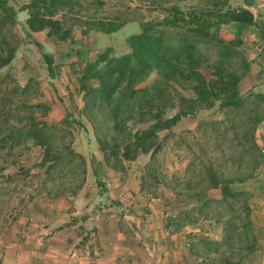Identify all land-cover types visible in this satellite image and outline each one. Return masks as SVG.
Listing matches in <instances>:
<instances>
[{
    "label": "rangeland",
    "instance_id": "1",
    "mask_svg": "<svg viewBox=\"0 0 264 264\" xmlns=\"http://www.w3.org/2000/svg\"><path fill=\"white\" fill-rule=\"evenodd\" d=\"M6 1L16 15L13 24L6 19L3 20L0 15V32L6 35L8 43L15 50V55L9 65L0 71V103L8 105L9 95L11 101L15 103L23 99L29 104L43 103L49 111L44 117L38 115L37 118L56 125L63 120L65 109H67L73 119L81 123V126H78L70 120L68 127L73 135L71 147L75 153L83 157L86 174L83 175L81 168H74L75 163L70 164L65 158L59 163V167L50 171L48 169L51 162L41 167L42 150L38 147L20 148L9 156L2 154L0 158V264L15 261L17 254L18 263L26 264L25 258L28 252L35 253L33 257L36 262L43 263L44 258L40 260V257L42 258L45 252L48 255L51 254L48 250L50 244L57 247L55 249L57 264H68V255L70 258V253L73 252L80 254L85 252V255L89 253V259L82 264H95V258L102 250V241L99 240L97 228L86 223L87 219L94 214V206L106 209L108 203L94 200L97 189L92 175L93 159L99 169L102 164L105 166L97 142L98 131H96L97 127L103 131L105 124L97 118V126L94 127V112L91 116L84 112L82 95L78 92L79 77L86 61L93 59L106 49L111 50V56H119L118 54L124 48L120 41L123 39L127 41L130 36L140 32L142 23L161 21L167 17L168 14L164 9L172 4L159 7L154 4L157 0H71L75 8L73 11L65 8L64 18L65 27L71 30V37L59 42L49 38L46 31L32 33L28 38L22 28L27 12L20 10L27 3L26 0ZM217 1L186 0L174 5L182 11L188 9L199 11L214 9L213 5ZM223 2L225 9H248L253 14L257 26H264V0H219L215 9L221 7ZM106 22H111L118 27L114 34L116 39L114 49L106 48L108 41L98 38H95L94 44L95 35L102 33L98 24ZM257 26L238 31L233 24H227L212 32L225 43L234 40L242 42V45L236 48L248 65V70L238 86L239 96L242 98H246L250 92L264 94V39L259 34V26ZM165 31L176 37L181 30L165 29ZM34 41L41 45V49L36 48ZM198 51L202 55V72L207 74L217 60L220 46L216 43H201L198 45ZM41 53L52 56L54 60L55 77L51 81L46 77V67L42 64ZM234 60L233 57L232 63ZM154 78V74L148 75L141 87L150 86ZM26 85H29V89L22 98L12 93L13 86ZM179 93L185 98L192 95L189 90L179 89ZM249 109H251L250 102L227 116L217 104L209 110L190 111L174 127L158 133L156 143L158 149L153 157L145 154L140 155L133 162H125L124 172L116 174L113 179L100 176L109 192L116 191L112 195L109 193L110 198L122 205L120 210L111 208L112 212L107 216L109 219H115L116 228L126 227L130 232H135L138 237H141V241L146 240L145 245L150 249L162 252L165 249L166 237L170 235L165 231L166 226L170 225V230L178 233L179 238L175 243L182 250L177 256L178 264H197L199 258L192 255L188 249L191 244L194 246L193 251L196 249L203 254L201 242L203 239L215 243L212 246V252L215 253L211 255L212 259L218 260L223 255L232 254L233 259L238 260L240 264H264V120L256 126L254 132L255 142L259 148L258 168L249 180L231 186L234 193L244 192L246 196L227 198L222 202L216 190L208 192L207 195L203 193L208 186L207 183L201 186L196 185L198 179L200 181L203 178L202 166L209 161L224 178L231 173L234 175L236 171L234 168L238 162L237 156L241 153L238 139L231 137V140L226 142L227 148H225L220 136L223 127L215 123L225 122L224 125L228 127L226 121L230 123L233 121L237 125L244 119ZM177 111L176 106L168 110L165 116L171 117ZM124 173L128 174L124 176ZM134 175H137L135 179ZM109 181L111 183H108ZM187 181L196 185L193 191L198 198H187L191 191L188 192V189L186 191L182 187ZM123 182L126 185L122 184ZM108 184H113L115 188H108ZM78 186H80L79 189H77ZM73 187L75 194L72 196L62 194L66 189ZM54 193L60 194L58 197L50 196ZM78 194L87 196L84 200L85 206L73 210L70 207L65 212L66 216L61 213L51 217L55 218L54 221H58L57 225L61 223L70 230L60 235L53 243L40 242L39 238L42 234L39 233H45L46 230L44 231L41 227L43 222H39L44 217L41 216L42 211L37 206L62 201L68 206L69 202L72 203V198ZM136 196L139 197L135 198ZM207 199L216 201L208 203ZM87 200H90L88 205ZM244 200L251 220V230L248 233L253 248L251 252L247 251L246 237L240 234L238 227L242 222ZM83 202L81 201L80 205ZM123 205H125L124 209ZM133 206L136 207V212L131 215L125 213V209ZM201 206L203 208L199 213L198 207ZM162 211H164L162 222L163 220L166 222L165 228L162 226L163 223L158 229L151 228L155 221L154 215L160 217ZM133 220L136 222L134 225L138 227H131ZM51 228L56 229L52 226ZM31 235L34 237L31 238ZM184 248L189 255L187 257L182 256L186 253ZM76 260L77 258L74 257L73 264H78Z\"/></svg>",
    "mask_w": 264,
    "mask_h": 264
},
{
    "label": "trees",
    "instance_id": "2",
    "mask_svg": "<svg viewBox=\"0 0 264 264\" xmlns=\"http://www.w3.org/2000/svg\"><path fill=\"white\" fill-rule=\"evenodd\" d=\"M186 0H157L154 4L162 7L172 4L164 9L168 14L161 21L145 22L140 25L141 31L130 36L127 41L128 53L122 56H111V50L104 52L86 61L79 77L78 92L82 95L84 112L91 116L94 112V127L97 118L105 124L100 131L97 127V142L105 161V166L113 172L122 174L125 162H133L140 155L149 154L153 157L158 149L156 146L158 133L174 127L178 121L194 110H209L216 104L223 110L224 115L237 112L247 102L251 109L245 113L243 120L236 125L226 121L215 123L223 129L220 132L221 141L227 148V141L233 137L238 139L241 153L237 156V165L234 175L224 178L209 161L203 165V178L196 185L207 183L204 194L218 191L221 201L227 198L235 199L246 196V193L233 192L231 186L249 180L259 165V148L256 145L254 132L256 126L264 120V94L251 93L242 98L239 96L238 86L248 70L246 61L236 48L242 45L240 40L225 43L213 34L220 26L233 24L238 31L248 27L257 26L254 16L248 9H225V3L215 9L182 11L174 3ZM20 10L27 12L23 24L25 35L30 38L32 33L46 31L49 38L63 42L71 37V30L65 27V8L74 10L71 0H26ZM0 15L2 19L13 24L15 11L6 0H0ZM3 24V22H1ZM259 26V27H258ZM259 34L264 39V26L258 25ZM100 32L111 34L118 27L111 22L99 23ZM168 30H181L176 37L167 34ZM201 43H216L220 46L217 60L211 70L202 72V55L198 51ZM37 49L41 45L33 42ZM15 55L14 48L8 43L6 35L0 32V71L9 65ZM42 64L46 67V77L49 81L54 79L55 72L52 56L41 53ZM234 57V63L232 58ZM237 58H239L237 60ZM154 74L155 78L150 86L141 87L145 78ZM29 85L24 87L13 86L12 93L19 98L25 96ZM179 89L190 91L191 97L185 98ZM9 104L0 103V158L2 154L11 155L20 148L28 146L38 147L42 150L40 166L44 167L51 162L49 171L59 167L65 158L74 168H81L83 175L85 161L83 157L72 149V133L69 130V121L76 122L69 111L65 109V116L60 124H49L37 118L44 117L49 108L43 103L29 104L26 100ZM177 106L178 111L171 117L165 116L168 110ZM90 118V117H89ZM92 118V117H91ZM130 122V125H128ZM138 126V127H136ZM99 168L95 159L92 160V175L95 179L97 197L100 202H108L106 208L122 209L121 203L112 200L109 190L101 181ZM230 173V172H229ZM191 181L183 184L188 189L187 198L197 197L193 191L196 186ZM80 186L77 187L79 189ZM60 193L50 195L58 197ZM62 194H75L74 187L66 189ZM198 198V197H197ZM216 200L207 199L208 203ZM205 201V204H207ZM96 208H101L97 206ZM203 206L198 207L199 213ZM249 209L244 200L242 206V222L239 232L245 236L246 249L253 250L250 243L251 220ZM167 231L171 226L167 225ZM170 230L169 232H171ZM203 254L193 251L194 246L189 245L192 255L199 258L197 264H240L233 259V255H223L220 259L211 258L214 242L203 239ZM188 245V244H187ZM188 247V246H187ZM193 247V248H192Z\"/></svg>",
    "mask_w": 264,
    "mask_h": 264
},
{
    "label": "crops",
    "instance_id": "3",
    "mask_svg": "<svg viewBox=\"0 0 264 264\" xmlns=\"http://www.w3.org/2000/svg\"><path fill=\"white\" fill-rule=\"evenodd\" d=\"M139 32H137L136 34H138ZM114 33L111 34H105V33H100L99 35H95L94 37V44L96 43L95 38H98L99 40H104V41H108V45L106 46V48H113L114 49V44L116 43V39L114 36ZM135 35V34H134ZM98 36V37H97ZM118 39V38H117ZM122 42V45L124 46L123 50L121 53H119V56L125 55L128 53V49L127 47L125 48V43L126 40H122L120 41ZM100 176L102 177L105 176L113 179L114 176H116V174L113 172L111 169L107 168L106 166H104L102 164V167H100L99 170ZM128 173H124V176H126ZM137 175H134V179L136 178ZM112 181V180H111ZM124 181V178H123ZM108 183H111L110 181ZM122 184H125V182H123ZM113 184H108V188H115L114 186H112ZM126 185V184H125ZM118 187V186H116ZM114 190V189H113ZM119 190V189H118ZM132 192V191H131ZM110 195L116 193V191H112L109 192ZM85 197H87L86 195H77L75 198H72V203L69 202V205L67 206V204L65 202H59V203H44L43 205L37 206L38 209H40L42 211V217H44V219H40L39 222H43L41 224V227L44 228V231L46 230L45 233H39L42 234L40 235V242L43 243H47V242H54L60 235H64L66 233V231H69V228H66V225H61V223L59 225H57L58 221H54L55 218H51L54 217V215H59V214H63L64 216H66L65 212L66 210H68L67 208L72 207L71 210L75 209V208H81V206H85ZM139 196H136L135 198H138ZM92 200V198H91ZM95 200V199H94ZM81 201L83 202L82 205ZM90 201V200H89ZM89 201L87 200V205L89 204ZM97 201H99V198L97 197ZM95 202V201H94ZM120 202H122V200H120ZM131 203V202H130ZM58 204V205H56ZM124 204V203H123ZM77 205H80L79 207H77ZM125 205H123V209ZM129 206V205H128ZM95 210H94V214H92V216L90 218L87 219V223L88 225H92L95 228H97L98 231V235H99V240L102 241V250L100 251V255L98 257L95 258V264H178L179 263V259H178V255L181 254L179 247L177 245V243H175V241H177L178 237V233L176 232H169L170 230H165L167 233H170V235H168L167 238V245L164 244V250L161 251H155L154 249H150L149 246L145 245L146 240L141 241V237H138L137 234L135 232H130L129 229H127L126 227H123V229H119L116 228V223H115V219L111 218L109 219L107 216H109V214H111V208H96L94 206ZM137 209L135 206L133 207H128V209H125V213H129V215H131L132 213L136 212ZM146 211H148L146 209ZM87 212V210H86ZM150 212V211H148ZM153 212V211H152ZM155 213V212H154ZM153 213V215H154ZM163 213L164 211L161 212V216L159 217V215H154L155 216V221H153L154 225H151V228H160L161 224L162 226L165 228V221L163 220L162 222V218H163ZM89 214V213H88ZM91 215V214H89ZM121 217V216H120ZM119 217V218H120ZM122 217H124V214H122ZM48 219V220H47ZM51 222V223H49ZM124 222V221H123ZM133 225H131V227H138L136 224V222L133 220ZM56 227V229H53L50 227ZM162 227V228H163ZM72 229V227H70ZM50 229V230H49ZM169 229V228H166ZM49 230V231H48ZM164 230V229H163ZM48 231V232H47ZM28 234H32V233H28ZM35 234V233H34ZM34 235H31V238H33ZM27 238H29V236H27ZM172 242V243H170ZM163 243V242H162ZM151 244V243H150ZM152 246V245H150ZM188 246V245H187ZM48 250L51 251V254L48 255L47 252L43 253L40 257V260L44 258L43 263L42 261H37L34 258L35 257V253L33 252H28V254L26 255V264H57V261L55 259H57V252L55 251V249H57V247L53 246V245H49L48 246ZM174 250H173V249ZM185 249V248H184ZM47 251V250H46ZM182 251V250H181ZM186 253L182 254V256L186 255L189 256L187 254V250L185 249ZM83 253H79V252H73L70 253V258L68 255V264H73L74 261V257L77 258L76 261H78V264H82L83 261L89 259L90 254L87 253V255ZM159 253V254H158ZM53 254H56L55 256H53ZM158 254V255H157ZM18 255V254H17ZM16 255V259L15 261H11L9 264H25V262L23 263H18V256ZM34 256V257H33ZM88 257V258H87ZM82 259V262H81ZM56 262V263H55ZM3 264V262H2ZM88 264V263H87Z\"/></svg>",
    "mask_w": 264,
    "mask_h": 264
}]
</instances>
